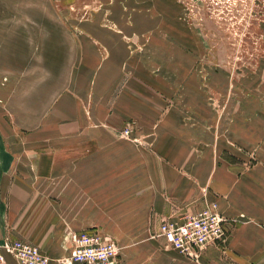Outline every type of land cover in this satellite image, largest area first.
<instances>
[{"label":"crops","instance_id":"1","mask_svg":"<svg viewBox=\"0 0 264 264\" xmlns=\"http://www.w3.org/2000/svg\"><path fill=\"white\" fill-rule=\"evenodd\" d=\"M49 6L0 0V264H17L6 240L60 259L85 230L114 241L123 264H264V71L237 100L247 112L162 113L165 85L140 51L115 34L57 32ZM210 202L225 237L197 258L157 236L162 219Z\"/></svg>","mask_w":264,"mask_h":264},{"label":"rangeland","instance_id":"2","mask_svg":"<svg viewBox=\"0 0 264 264\" xmlns=\"http://www.w3.org/2000/svg\"><path fill=\"white\" fill-rule=\"evenodd\" d=\"M129 1L133 2L131 7L127 6ZM49 3L57 32L75 37L115 34L140 51L138 59L147 70H152L150 76L160 78L156 80L165 85L161 91L154 89L162 100V113L175 108L190 117L207 110L211 116L249 110L240 107L237 100L247 97L253 76L264 71V0H49ZM133 20L138 26L132 27ZM95 45L99 58L106 60L111 45L100 39ZM157 65L161 66L160 74ZM8 76L1 74L0 80L6 81ZM150 79L145 76L146 81ZM16 88L18 93L20 89L23 92L25 84L17 82ZM86 97L92 98V93L87 92ZM134 126L128 121L121 130L131 131ZM3 127L8 128V123H3ZM17 140L23 143L22 138Z\"/></svg>","mask_w":264,"mask_h":264},{"label":"built area","instance_id":"3","mask_svg":"<svg viewBox=\"0 0 264 264\" xmlns=\"http://www.w3.org/2000/svg\"><path fill=\"white\" fill-rule=\"evenodd\" d=\"M129 132L126 129L123 134ZM224 222L217 204L210 202L178 220L162 219L157 236L165 239L166 247L189 258H197L208 245L224 239ZM70 239L69 255L60 259L48 258L35 244L26 240H6L1 247L15 258L17 264H123L118 258V245L100 231H80L73 233Z\"/></svg>","mask_w":264,"mask_h":264}]
</instances>
